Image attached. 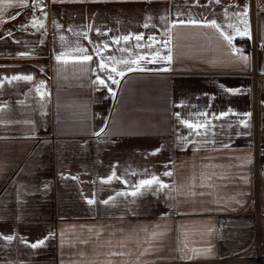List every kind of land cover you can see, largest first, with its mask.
Instances as JSON below:
<instances>
[{"label":"crops","instance_id":"0c3cea01","mask_svg":"<svg viewBox=\"0 0 264 264\" xmlns=\"http://www.w3.org/2000/svg\"><path fill=\"white\" fill-rule=\"evenodd\" d=\"M263 83L264 0H0V264L253 257Z\"/></svg>","mask_w":264,"mask_h":264},{"label":"built area","instance_id":"2783aa9c","mask_svg":"<svg viewBox=\"0 0 264 264\" xmlns=\"http://www.w3.org/2000/svg\"><path fill=\"white\" fill-rule=\"evenodd\" d=\"M261 42L254 40L250 41H237L235 46L242 49H249L254 53L261 46ZM253 172L251 175V186L253 203L255 209L254 215V240L250 247V252H254L253 257H232L227 260H215L216 264H264V213L260 207L261 202L264 200V159L256 158L253 165ZM227 216L219 215L216 219V224L219 229L226 226Z\"/></svg>","mask_w":264,"mask_h":264},{"label":"snow or ice","instance_id":"6c2138e0","mask_svg":"<svg viewBox=\"0 0 264 264\" xmlns=\"http://www.w3.org/2000/svg\"><path fill=\"white\" fill-rule=\"evenodd\" d=\"M217 2H219V0H217ZM244 15H245V16L247 15V10H245ZM13 18H15V17H13ZM193 23H195V22L193 21ZM211 26H212V27H217L216 22H215V21H212V22H211ZM145 27H147V25H145ZM217 30H219L218 27H217ZM244 34H247V28H245V32H244ZM221 35H224V33L221 32ZM135 38H136L137 40L142 39V37H140V36H136ZM122 39L127 40L128 37H123ZM224 39L227 40L229 43H231V39H232L231 36L224 35ZM116 42L118 43L119 41H116ZM170 58H171V56H170V53H169V56H167V57H162L161 59H169V60H170ZM57 59L59 60L60 57H57ZM83 59L86 61V60H90L91 57H90V56H84ZM242 59H243L245 62L248 61V57H242ZM134 62H135V61H133V63H134ZM120 63H125V64H127L128 61H120ZM100 67H101V69L103 70V68L105 67V65L102 63V64L100 65ZM129 70H131V69H129ZM111 71H112V72H115L116 75H120V76L123 75V71H122V70H118V69L115 68V67H113V68L111 69ZM12 79H13V80H28V81H30V80H32V77H31V76H14V77H12ZM100 83L103 84V81H100ZM113 83H118V81L113 80ZM225 91H229V90H228V89H225ZM184 123H186L187 126H188L189 128H193V127H194L191 123H188V122H186V121H185ZM245 126H247V125L245 124ZM105 182H108V181H105ZM154 183H159V181L157 180L156 177H152V179H150V180H142V181H140L139 185L136 186V189H137V191H138L140 188H142V187H144V186H151V185L154 184ZM161 186H163V185H161ZM135 194H136V193L133 192V195H135ZM89 203H92V201L90 200ZM105 203H108V201H105ZM7 239L11 240V237H8ZM39 243L42 244L43 241H40ZM32 247H34V248L37 247V244H33Z\"/></svg>","mask_w":264,"mask_h":264},{"label":"water","instance_id":"95a60500","mask_svg":"<svg viewBox=\"0 0 264 264\" xmlns=\"http://www.w3.org/2000/svg\"><path fill=\"white\" fill-rule=\"evenodd\" d=\"M263 86H264V83H263Z\"/></svg>","mask_w":264,"mask_h":264}]
</instances>
